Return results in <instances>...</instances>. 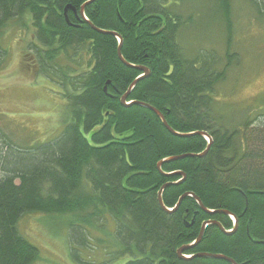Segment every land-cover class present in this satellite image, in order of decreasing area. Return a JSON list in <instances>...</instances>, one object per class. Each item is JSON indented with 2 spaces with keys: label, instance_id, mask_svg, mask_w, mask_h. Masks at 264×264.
<instances>
[{
  "label": "trees",
  "instance_id": "obj_1",
  "mask_svg": "<svg viewBox=\"0 0 264 264\" xmlns=\"http://www.w3.org/2000/svg\"><path fill=\"white\" fill-rule=\"evenodd\" d=\"M87 1L0 0V68L8 55L2 33L13 24L31 34L22 64L65 103L59 134L34 145H18L0 113V264L38 256L17 229L32 213L67 218L74 264H230L200 254L264 264V120L247 117L230 128L213 112L228 65L218 68L214 50L186 56L177 35L187 19L172 11L173 0H93L85 20L79 11ZM249 2L264 18V0ZM216 3L230 44L229 0ZM90 24L120 38L132 67L118 58L117 37ZM136 67L149 76L122 104L144 75ZM134 103L156 109L178 135ZM181 180L162 191V208L160 189ZM205 223L199 243L178 257Z\"/></svg>",
  "mask_w": 264,
  "mask_h": 264
},
{
  "label": "rangeland",
  "instance_id": "obj_2",
  "mask_svg": "<svg viewBox=\"0 0 264 264\" xmlns=\"http://www.w3.org/2000/svg\"><path fill=\"white\" fill-rule=\"evenodd\" d=\"M216 2L173 0L169 3L176 15L187 19L178 32L177 42L187 57L214 50L220 63L218 68L228 65L225 78L214 87L213 110L228 127L247 117L264 120V18L249 0H229L232 36L228 44ZM13 26L8 25L2 33L1 47L8 55L0 68V113L8 116L3 122L6 132L18 145H34L59 134L64 126L65 103L54 84L27 71L22 64L31 34ZM230 55H236L237 60L229 63L226 56ZM66 220L64 215L54 213L25 214L18 220L20 236L38 250L31 264H74L69 257ZM112 226L108 223L107 229Z\"/></svg>",
  "mask_w": 264,
  "mask_h": 264
},
{
  "label": "water",
  "instance_id": "obj_3",
  "mask_svg": "<svg viewBox=\"0 0 264 264\" xmlns=\"http://www.w3.org/2000/svg\"><path fill=\"white\" fill-rule=\"evenodd\" d=\"M92 1H93V0H89V1H87L86 3H84V4L80 7V11H79V12H80L81 15H82V13H83L84 8H85L89 3H91ZM66 9H67V8H66ZM66 9H65V11H66ZM90 26H91V28H92L93 30H95V31H97V32H100V33H103V34H109V35L116 36V34L113 33V32H104V31H100V30L94 28L91 24H90ZM116 37H117V36H116ZM117 39H118V43H119V47H118V49H117V55H118V58L120 59V61H121L124 65L129 66V67H132V66L128 65V64L122 59V56H121V53H120V44H121V40H120L119 37H117ZM136 68H137L138 70H140L144 75L141 76L140 78H138L137 80H135V81L130 85L128 92H127V93L121 98V103H122V104H124L126 98L128 97V95H129V93L131 92V90L133 89V87L137 84V82H138L139 80L144 79V78H146V77L149 76V71H148V69H145V68H142V67H136ZM134 104H136V105H138V106H141V107H144V108L149 109L150 111H152L154 114H156V115L159 117V119L161 120V122H162L164 128H165L169 133H171V134H173V135H178V134H176L171 128L168 127L166 121L164 120L163 115H162L161 113H159L156 109H154L153 107H151V106H149V105L143 104V103H134ZM196 135H200V136H205V137H206L205 133H200V132H198V133H196ZM207 141H208V146H207V148L205 149V151H204L200 156H204V155L207 153V151L209 150L210 140L207 139ZM186 156H187V155H183V156L176 157V158H174V159H175V160H178V159H182V158H184V157H186ZM157 167L160 168V164H158ZM176 174H177V175H182L181 173H176ZM183 177H184V176H183ZM181 182H182V180H181V181H178V182L175 183V184H167V185H164V186L160 189V191H159V193H158V203H159V205H160L162 208H163V204H162V200H161V193H162V191H163L165 188H167L168 186H171V185H179ZM185 196H186V195H183V196L179 199V201H178V203L176 204L175 208H178V207H179V205H180V203H181V200H182L183 197H185ZM196 200H197V202H198L200 208H201L203 211H206V210L204 209V207L202 206L201 202H200L198 199H196ZM219 213H220V212H219ZM221 213H223V214H227L226 212H221ZM234 222H235V227H234V230H235V229H236V220H234ZM214 224L222 230V228L220 227V225H219L218 223H214ZM191 225H192V223H191L190 225H188L187 227H190ZM203 226H204V225H203ZM203 229H204V228L202 227V229H201V231H200V233H199V236H198L197 240L195 241V243H193V244L190 245V246L183 247V248H180L179 250H177V255H178V257H182V253H183V251H184L185 249L190 248V247H192V246H195L196 244L199 243V241L201 240L202 235H203ZM229 233H231V232H229ZM198 256L203 257V258H208V259L223 260V261H226V262H228V263H230V264H236V263H235L234 261H232L231 259L226 258V257L221 256V255L200 254V255H198Z\"/></svg>",
  "mask_w": 264,
  "mask_h": 264
},
{
  "label": "bare ground",
  "instance_id": "obj_4",
  "mask_svg": "<svg viewBox=\"0 0 264 264\" xmlns=\"http://www.w3.org/2000/svg\"><path fill=\"white\" fill-rule=\"evenodd\" d=\"M68 14V13H67ZM8 39V38H7ZM38 54V53H37ZM188 56V55H187ZM58 61V60H57ZM1 62V61H0ZM52 80V79H51ZM2 141V140H1ZM20 182V181H19ZM94 199V198H93ZM87 200H89V199H87ZM92 200V199H91ZM26 236V235H25Z\"/></svg>",
  "mask_w": 264,
  "mask_h": 264
}]
</instances>
